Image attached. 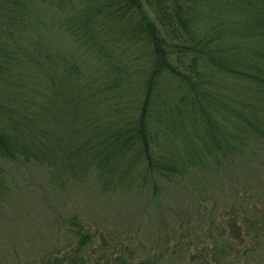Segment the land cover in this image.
I'll return each mask as SVG.
<instances>
[{"label":"trees","instance_id":"trees-1","mask_svg":"<svg viewBox=\"0 0 264 264\" xmlns=\"http://www.w3.org/2000/svg\"><path fill=\"white\" fill-rule=\"evenodd\" d=\"M259 145L264 0H0V216L14 166L56 203L52 242L25 264H264V205L233 176ZM200 172L237 188L219 208L186 184L211 215L180 209L156 254L85 231L66 196L93 182L157 199Z\"/></svg>","mask_w":264,"mask_h":264},{"label":"rangeland","instance_id":"rangeland-1","mask_svg":"<svg viewBox=\"0 0 264 264\" xmlns=\"http://www.w3.org/2000/svg\"><path fill=\"white\" fill-rule=\"evenodd\" d=\"M261 147L263 145L257 147V154L254 152L252 156H249L246 163L237 166L236 175L235 173L233 175L238 178L240 184L252 185L256 192L254 202L258 206L264 205V147L262 149ZM213 174L207 175L200 172L196 177L184 181L185 184L182 187H164L157 199L153 195L151 185L143 189L106 194L98 190L93 182L84 188L69 189L66 196L71 202L77 204L78 208H81L80 217L85 231L95 233L98 239L100 235L114 237L121 243L120 246L131 243V246L137 247L138 242L143 241L148 250L138 248L136 253L138 256H143L151 251L155 254L160 251L156 249L157 245L154 243L162 242L164 231H166L164 226L172 228L173 224L178 225L177 212L180 209L186 208L184 210L186 212H195L194 216L188 220L192 225L197 223L204 225L205 220L210 217V207L213 202L195 206L197 204L191 199L193 193L189 194L186 184L196 187V192L209 193V196L218 199L216 206L219 208L227 206V203L222 200L228 196L230 199L237 184L229 180L220 182L218 178L214 181ZM8 179L14 188V195L0 216V264H25L32 261L34 257L40 259L44 252L42 250L52 242L51 238L58 226L55 219H52L49 208H53L56 203L49 207L52 199L45 197L42 193L40 187H46L44 174L14 166L10 170ZM67 206H70V202ZM55 211L62 212L64 207H56ZM162 211L166 213L165 218L169 214L166 223L162 218ZM185 215L187 219L190 216ZM71 233L70 226L62 228L56 241L66 244ZM135 260H137L136 257Z\"/></svg>","mask_w":264,"mask_h":264}]
</instances>
